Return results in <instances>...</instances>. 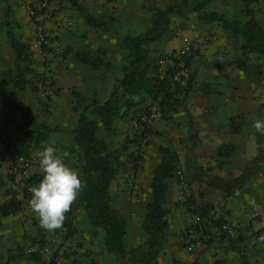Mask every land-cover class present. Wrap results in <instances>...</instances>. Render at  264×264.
Masks as SVG:
<instances>
[{
  "label": "crops",
  "instance_id": "0c3cea01",
  "mask_svg": "<svg viewBox=\"0 0 264 264\" xmlns=\"http://www.w3.org/2000/svg\"><path fill=\"white\" fill-rule=\"evenodd\" d=\"M217 1L208 9L230 20L243 19L242 12L233 11L232 5L217 11L221 9L213 6ZM149 2L152 4L153 0H52L53 13L46 28L58 43L60 53L48 55L45 66L37 58L33 44L35 33L24 3L12 4L10 20L0 5V123L8 133L7 144L0 147V264H31L26 248L36 233L35 227L24 221L20 194L7 173L11 153L28 155L33 146H25L20 113L11 114L2 105L15 92L26 112L28 107L36 108L38 114L51 111L48 121L54 128L49 132L48 143L67 164L62 154L71 149L72 131L80 111L91 99L103 103L110 96L122 58L127 54L123 38L126 34L138 35L150 25L151 9L143 6ZM78 5L92 16L108 21V28L86 24ZM240 5L243 10L242 0ZM250 8L264 28V0H255ZM198 19L187 18L176 29L177 37H169L175 28V23L170 22L169 31L149 46V57L156 60L164 51L180 52L185 39H195L197 46L188 57L187 68L192 75L188 90L178 96L179 102L170 120L156 124L164 129L161 146L176 150L178 168L186 181L183 190L175 178L165 180L167 191L163 206L168 211V228L157 262L264 264V240L253 239V231L264 226V135L253 126L256 119H264V53L248 51L240 36L225 30L220 22ZM8 31L23 46L24 58L20 62L15 59ZM207 34L215 35L216 39L203 44L201 40ZM17 64L25 81L18 91L4 75L14 72ZM44 67L52 69L55 80V92L48 102L31 91ZM77 98L82 100L80 105ZM33 119L41 121L37 117ZM118 125H122L119 118L112 127ZM150 147L145 153L147 156L156 154V146ZM39 150L42 151L38 148L34 152ZM157 154L159 157L158 149ZM149 161L146 160L143 171L132 181L135 185L131 180L126 182V178L117 177L109 188L111 206L127 221L124 236L127 250L138 247L145 239L142 223L151 199ZM33 171L38 176L42 173L36 168ZM127 185H133L131 193L125 192ZM13 199L19 201L20 207L11 210L8 204ZM210 202L235 227L244 228L247 214L252 210H258L260 217L244 228L235 242L199 243L189 251L184 245V231L191 217L188 206ZM74 226L75 236L60 230L54 235L56 243L50 244L51 251L58 245L74 246L75 250H68L61 264H126L100 246V237L93 235L83 210L75 212Z\"/></svg>",
  "mask_w": 264,
  "mask_h": 264
},
{
  "label": "trees",
  "instance_id": "16d2710c",
  "mask_svg": "<svg viewBox=\"0 0 264 264\" xmlns=\"http://www.w3.org/2000/svg\"><path fill=\"white\" fill-rule=\"evenodd\" d=\"M214 0H194L191 10L198 13L203 22L218 21L227 31L240 36L244 47L250 52L264 53V28L254 18L250 5L255 0H242L243 19H227L222 14L208 9ZM86 24L95 28L107 29L108 21L102 17L92 16L84 7L77 6ZM150 25L138 35L126 34L123 38V47L127 54L122 58L118 77L115 79L113 90L106 101L100 103L91 99L79 113L77 125L72 131L74 145L80 153L81 177L84 187L77 199L66 213L62 228L52 231L56 234L63 230L66 235L74 233L75 212L82 209L90 225L103 232V248L106 252L117 255L126 261V264H158L157 257L161 250L162 241L168 228L167 209L163 206L167 191L165 182L168 178L176 179L178 155L170 146L158 148L159 159L152 170L150 190L151 199L146 205L147 213L142 223L145 232L144 241L136 248L127 250L124 245L127 221L110 204L109 187L118 174V158L108 151L107 143L99 137L100 127L112 130V124L120 115L121 110L140 106L141 112L148 114L151 104H155L158 114L163 120H170V114L179 102L178 96L188 90L192 75L184 86L170 82L169 68L163 78L156 74L157 60L149 57V46L161 39L169 31L170 16L178 12L173 6L151 9ZM11 46L15 51L16 60L20 62L23 55V46L15 39L11 31L7 32ZM190 59L185 64L188 66ZM176 64V63H175ZM174 64V65H175ZM15 67L14 72L5 73V77L13 82L16 91L25 83L22 70ZM19 78V79H18ZM9 109L11 114L20 113V127L24 132L25 146L38 144L47 137L40 125L25 111V107L17 99V93L11 94L2 105ZM134 112V111H133ZM134 114V113H133ZM138 121V120H137ZM7 122V121H6ZM142 127V138L150 132V124L138 121ZM140 145V142H137ZM24 154V153H23ZM27 155V154H24ZM43 176L41 173L37 181ZM16 206V207H15ZM11 210L20 207L18 200H11L8 204ZM208 204L188 206L189 212H205ZM186 229V228H185ZM34 259L30 256L29 260Z\"/></svg>",
  "mask_w": 264,
  "mask_h": 264
},
{
  "label": "built area",
  "instance_id": "2783aa9c",
  "mask_svg": "<svg viewBox=\"0 0 264 264\" xmlns=\"http://www.w3.org/2000/svg\"><path fill=\"white\" fill-rule=\"evenodd\" d=\"M50 0H40V2L27 8V14L30 17L32 27L35 33L34 47L40 56H44L45 52L51 54H59L60 47L55 42L54 37L46 28V22L51 17ZM71 23L68 22V25ZM216 36L212 34L205 35L201 42L203 44L210 43L215 40ZM197 49L196 43L192 40L185 39L184 46L180 52L164 51L157 60L156 74L159 78H163L169 68V79L173 84L184 86L189 79L190 71L185 64L189 55ZM176 63V64H175ZM175 64V65H174ZM42 84L46 86L43 90L45 95H51L55 91L54 85L50 84L48 78L43 80ZM158 117V111L155 104H151L148 114L144 118L147 122H151ZM132 126L137 127V120L131 122ZM146 138H149L147 136ZM8 142V133L6 126L0 123V147ZM40 169L39 157L32 155H23L19 153H11L7 173L10 175L12 184L21 197V209L24 212V221L28 225L35 227V239L26 248V253L33 256L32 264H61L64 258V246L58 245L54 250H50V244L56 243L55 234L40 226L37 214L34 213L29 205L31 192L29 189L38 184V173L33 169ZM176 179L179 186L185 190L186 181L181 170H177ZM260 217L258 210H252L247 214V225L255 222ZM244 228L235 227L225 221L221 211L213 202L208 203L205 212L199 211L191 214L190 223L184 231V245L187 250L192 251L199 243H215L220 241L235 242L242 236ZM253 239L255 241L264 240V226L260 230L253 231ZM196 264V263H189Z\"/></svg>",
  "mask_w": 264,
  "mask_h": 264
},
{
  "label": "rangeland",
  "instance_id": "374dc122",
  "mask_svg": "<svg viewBox=\"0 0 264 264\" xmlns=\"http://www.w3.org/2000/svg\"><path fill=\"white\" fill-rule=\"evenodd\" d=\"M24 3L25 6V13L27 14V8H31L35 5H37L40 0H0V5L3 8V12L5 11L6 14L8 13V18L10 17V13L12 11V4H20ZM52 2V0H50V3ZM194 0H153V3L150 4L147 3V5H143L145 7H147L148 9H154V8H159V7H167V6H173L174 8L178 9V12L175 14H172L170 16L171 22L175 23V28L172 30V32L169 34L170 36H179L176 32V29L181 28L182 24L184 23L185 20H187V18H199L198 17V13L194 12L191 10L192 4H193ZM241 4V0H218L215 4H213V6L215 8H221L217 11L221 10H225L227 8H229L228 6L232 5L235 9L233 11H241L242 12V5ZM51 9H52V3H51ZM236 7H238V9H236ZM52 13L53 10L51 12V17H52ZM29 17V16H28ZM30 18V17H29ZM50 19V18H49ZM48 19V20H49ZM10 20V18H9ZM47 20V21H48ZM199 20V19H198ZM31 21V20H30ZM47 23V22H46ZM196 29V28H195ZM193 42H196L195 39H192ZM37 58L40 61V63H42L44 66L47 63V57L48 55H54L51 54L50 52H45L44 56H40L39 52H37ZM45 71V72H44ZM52 69H46L44 67L43 72L40 74V76H37L35 81L33 82V90H31L32 92L36 93L37 97L40 98V100H44L46 102L49 101V99L51 98V96L54 94L52 93L51 95H45L43 92V90L46 88V86H44L42 84L43 80H45L46 78H48V80L50 81V84L54 85V77H53V72H51ZM55 86V85H54ZM55 92V91H54ZM38 99V98H37ZM38 102H40L39 100H37ZM82 100H79L77 98V105L81 104ZM140 106H142V104H139L136 106V108H130V109H126L125 107L121 110L120 115L117 117L119 118V120L121 121L122 125H118L115 126L114 128L112 127V130H108L109 132L105 131L104 128H101L98 131V135L100 138H102L108 145V151L111 152L113 155H115L118 158V174L116 175L115 178L117 177H123L126 178V182H130L133 183L132 181L135 180V178L137 177V174L143 171V166L146 163L147 159H150L149 163H150V169L153 170V168L155 167L156 163H157V158L158 154H157V149L161 146L163 139L162 137L164 136L163 131L164 129L162 127H157L156 124L158 122H164V120L162 119V117L158 114V117L155 120H152L149 124H150V132L148 133L149 138H146L147 135L145 134L144 137L142 138V127L137 126L134 127L132 126L131 122H133L134 120H140V121H145V117L147 116L146 113L141 112ZM28 107V106H27ZM45 112L43 113H39L37 112V109L32 108V107H28L27 112L31 115V117L35 118L37 117L38 119H40L41 121H38L37 124L40 125L39 129L41 128V130L45 131V133H47V138L42 140V144L44 145H33L32 150L28 153V155H32L35 157H38V153L34 152L36 151V149L40 148L41 150L44 149L45 146H53L51 144H49V132L51 133V125L49 124V118L51 117V111L49 110H44ZM134 111V112H133ZM134 113V114H133ZM138 121H137V125H138ZM119 123V122H118ZM105 136V137H104ZM48 139V141H47ZM140 142V145L137 142ZM71 149L69 150V152L67 154H62V157L68 161L67 165H69L71 168H73L74 170H76L79 174V178L81 177V160H80V153L77 149V147L74 145L73 143V139H71ZM152 145H155L156 147V154H152L151 156H147L145 153L147 152V150H150ZM55 148V147H54ZM19 154H23V153H19ZM58 156H60L59 153H56ZM24 155V154H23ZM115 178L113 179V181L115 180ZM177 181V179H176ZM135 183V182H134ZM133 183V184H134ZM178 183V181H177ZM135 185V184H134ZM110 188V187H109ZM125 192L127 193H131L134 188L133 185H127L126 188L124 189ZM82 210V209H79ZM90 229L93 233V235L95 236V238H97L98 236L100 237V246L102 245L103 247V232L100 229H95V232H93V227L90 226ZM72 235H76L75 230L74 233H72ZM75 244V243H74ZM73 245H69V246H64V256L67 255V251H73L75 250V248L73 249ZM110 254V253H109ZM26 256L28 257V259L30 258L31 255L26 253ZM33 260V259H32ZM32 260H29L30 263L32 264ZM105 263L108 261L107 259L104 260Z\"/></svg>",
  "mask_w": 264,
  "mask_h": 264
},
{
  "label": "clouds",
  "instance_id": "9594fccd",
  "mask_svg": "<svg viewBox=\"0 0 264 264\" xmlns=\"http://www.w3.org/2000/svg\"><path fill=\"white\" fill-rule=\"evenodd\" d=\"M253 126L264 135V119H256ZM37 155L43 176L29 189L32 194L29 205L37 214L40 226L52 232L62 228L66 213L71 210L84 184L78 172L56 154L53 146H45Z\"/></svg>",
  "mask_w": 264,
  "mask_h": 264
}]
</instances>
